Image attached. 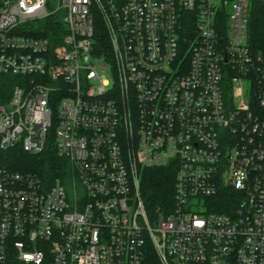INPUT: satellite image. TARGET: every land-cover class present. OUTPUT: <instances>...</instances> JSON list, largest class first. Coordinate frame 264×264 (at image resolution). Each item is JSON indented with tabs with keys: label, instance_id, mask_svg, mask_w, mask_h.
I'll return each instance as SVG.
<instances>
[{
	"label": "built area",
	"instance_id": "obj_1",
	"mask_svg": "<svg viewBox=\"0 0 264 264\" xmlns=\"http://www.w3.org/2000/svg\"><path fill=\"white\" fill-rule=\"evenodd\" d=\"M249 10L0 0V264H264V51ZM55 15L57 44L41 35ZM49 142L63 181L6 164ZM153 169L174 174L173 196L150 211Z\"/></svg>",
	"mask_w": 264,
	"mask_h": 264
},
{
	"label": "trees",
	"instance_id": "obj_2",
	"mask_svg": "<svg viewBox=\"0 0 264 264\" xmlns=\"http://www.w3.org/2000/svg\"><path fill=\"white\" fill-rule=\"evenodd\" d=\"M42 24L50 26V30L46 29L41 35L52 39L55 44L59 43L62 34L58 31L61 24L58 16L48 17ZM248 40L253 49L264 51V0H250ZM9 80H11L9 77L0 76V87L10 90L12 84ZM6 164L15 170L32 171L49 184L59 179L63 181V178L70 173L69 163L58 156L52 142H49L44 151L37 155L19 150L10 151ZM173 181L174 174L168 169H153L142 174L141 194L150 211L162 207L165 202L172 199ZM229 198L223 193L217 199L220 205L217 211L222 212L229 208Z\"/></svg>",
	"mask_w": 264,
	"mask_h": 264
}]
</instances>
